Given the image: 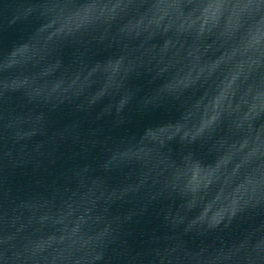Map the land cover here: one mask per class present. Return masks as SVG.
I'll return each mask as SVG.
<instances>
[{
  "label": "clouds",
  "instance_id": "9594fccd",
  "mask_svg": "<svg viewBox=\"0 0 264 264\" xmlns=\"http://www.w3.org/2000/svg\"><path fill=\"white\" fill-rule=\"evenodd\" d=\"M36 2L38 7L46 10L41 16L40 26L51 24L53 29H63L59 33L61 51L58 62L64 65L65 70L69 73L73 71L83 56L90 53L93 48L98 47L105 40L111 39L115 43L118 38L123 39L124 33L119 29L128 19L133 16L138 19L145 12L147 17H151L153 14L159 15V12L155 11L157 0H120V7L115 10L116 0H36ZM167 3L169 14L165 16L163 23L172 22L173 25L182 23L189 14L195 22L192 28L188 32L181 33V36L189 39H204L218 47L220 51L233 48L243 51V56L238 55L236 61H250V65L246 67V74L241 75L238 83L241 92L248 94L249 103H251L255 92L264 91V39L259 40L251 47H246L253 35L264 34V0H223L224 12L219 22L214 27L205 23L204 27L207 31L202 34L200 33V25L203 18L200 9L206 0H167ZM159 6L165 5L160 4ZM231 20H235L238 24L235 30H228L226 27L227 22ZM174 30L173 27L171 31ZM162 35L167 38L169 33H162ZM29 42L30 39H26L7 51L0 50V65L6 64L17 48ZM65 48L72 49V58L67 64L61 54ZM227 67L229 70H234L235 62ZM23 68L24 65L18 63L5 70H0V264H65L56 255V251L50 257L38 254V250L42 253L45 249L36 247V242L42 236L51 233H41L37 230L30 233L18 232L14 225L10 226L9 224V209L14 208L18 211L25 203V197L16 198L13 196L12 188L7 183L8 174L13 170L28 167H31L33 172L55 167L62 158L61 149L65 148L55 139L48 144H33L31 142L36 136L46 135L45 132L34 130L31 135H28L20 131L21 125L18 120L24 110L44 103L31 96L25 89L4 86L6 82L10 83L16 78L23 79L25 75H28L27 72L23 71ZM142 69L143 66L141 65L140 70H134L135 78H139L144 73ZM152 79H156V77L153 76ZM17 95L26 101L20 109L11 105L12 99ZM161 99H163V94H161ZM63 103L65 102L61 101L52 103L50 107L45 105V107L50 112H54L61 108ZM160 107L163 105L161 104ZM244 108L247 110V105ZM138 110L141 112L147 110L143 106V101L140 102ZM123 112V107L116 111L115 118L118 125L125 122ZM108 116L111 117L112 113L108 112ZM102 118L101 114L96 116L97 120ZM176 123L178 121L171 120L163 124L146 126L133 143L140 145L152 128L166 127ZM262 126H264V112H261L258 119L254 121V128L251 133L248 129H242L239 135L241 138L244 135H255V129ZM221 131L223 132L224 129ZM98 137L100 136L97 130L89 133V140L87 141L82 142L80 137H77L75 143L78 150L72 152V157H80L90 145L94 146L98 142ZM105 139L107 141L111 138ZM122 142H126V138ZM173 144L179 145V150L174 149ZM196 147V138H189L188 136L171 137L161 145V148L171 157L172 168L177 176L183 171L188 177L191 176V164L198 163L201 167H207L212 163L203 160L195 150ZM108 153L104 157L105 160L110 159L111 149H108ZM41 161H43L44 166H42ZM76 165L63 169L43 189L30 192L29 195L35 197L44 195L56 200L63 194V198L67 200L72 194L74 175L77 171ZM133 166L134 162L132 161L121 165L124 168ZM81 170L88 171V166L82 165ZM186 183L187 180H185ZM236 183H247V189L231 206L227 214L229 224H226L225 227L230 225L237 214L252 211L264 216V147L258 148L255 156L251 159L242 161ZM169 193L177 198V204L180 207L189 198L180 184H170ZM159 198H165V194L161 192L151 197L152 200ZM105 211L107 212L108 209L106 208ZM147 212L148 209H144L141 215ZM159 216L163 220L168 219L165 210L162 208L159 209ZM130 218L131 216H129ZM221 223L223 221L201 225V227L212 231L220 228ZM12 228L15 229L14 232L10 231ZM102 228L104 229L103 237L93 243V252L99 254L98 261L94 260V264H160V255L164 250L160 247L161 236L158 230L137 233L118 215L105 216ZM56 235H60V233L56 232ZM204 235V232H192L190 230L185 232V236L194 240H202ZM261 237H264V230L260 232L258 237L249 240L247 246L242 249L245 254L242 264H264V249L255 247L256 239ZM202 250H205L203 241L199 248L186 249L188 252V257L185 258L186 264H191L192 259ZM68 264H73V261H68Z\"/></svg>",
  "mask_w": 264,
  "mask_h": 264
}]
</instances>
